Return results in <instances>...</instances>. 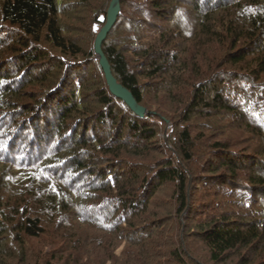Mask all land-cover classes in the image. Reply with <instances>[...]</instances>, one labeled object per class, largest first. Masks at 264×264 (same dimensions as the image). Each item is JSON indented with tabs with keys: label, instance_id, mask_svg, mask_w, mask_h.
I'll use <instances>...</instances> for the list:
<instances>
[{
	"label": "trees",
	"instance_id": "16d2710c",
	"mask_svg": "<svg viewBox=\"0 0 264 264\" xmlns=\"http://www.w3.org/2000/svg\"><path fill=\"white\" fill-rule=\"evenodd\" d=\"M111 1L0 0V264H264V0H121L102 50L145 116L94 51Z\"/></svg>",
	"mask_w": 264,
	"mask_h": 264
},
{
	"label": "rangeland",
	"instance_id": "374dc122",
	"mask_svg": "<svg viewBox=\"0 0 264 264\" xmlns=\"http://www.w3.org/2000/svg\"><path fill=\"white\" fill-rule=\"evenodd\" d=\"M81 8H83V5L81 4ZM82 13H83V10L80 12V11H76V12H74V14L73 15H70L71 14V12L69 13V16H64V18H63V22H69V26H71V24H72V29H74V30H76L77 28L78 29H82V27L80 28L79 26H80V23H81V21H82V19H83V16H82ZM70 17V18H69ZM72 19V20H71ZM104 19V17L103 16H100L99 17V20L100 21H102ZM93 29L95 30V31H97L98 30V25L97 24H93ZM110 33V32H109ZM109 33H108V35H109ZM107 35V36H108ZM107 38V37H106ZM106 40V39H105ZM90 77V76H89ZM156 107H155V109H158V110H162L163 108H162V106L161 105H155ZM163 111V110H162ZM213 113H215V112H213ZM227 120L228 122H232L233 121V119L232 118H228V117H223L221 114H218L216 117L214 116V117H212V119L210 120L211 121V123H213V125L214 124H216V123H218V122H220V121H222V120ZM218 126L219 125H216V129L215 130H217L218 132L219 131H221V130H219V129H221V127H219L218 128ZM168 130V129H167ZM165 135H166V132L164 133ZM229 136H230V134H229ZM238 136L241 138L242 136H245V134L244 133H238ZM221 138H224V137H221ZM246 142V141H245ZM162 145V144H161ZM124 158H128L129 160L131 159V161L130 162H132V160L134 161V159H132L127 153H125L124 154ZM147 163H150V165H152V164H154L153 162H148V161H146ZM252 164H253V161L251 162ZM168 185V184H167ZM166 185V186H167ZM165 186V188H163V189H161L160 190V192L157 194V197H156V203H155V205H153L154 207H151V208H153V209H156V210H158V213H159V215H165V213L164 212H166L165 211V209L167 210V208H168V206H170V205H167V206H159V204L161 203L160 201H162L164 198H169V196H170V189H169V186H167L166 187ZM197 187V186H196ZM198 187H200V186H198ZM201 188V190L202 189H204L203 190V196H201L200 198H202V203H200V205H199V207L200 208H197L198 210H196L195 212H201V211H203L204 213H209L210 211H211V209H212V207H214L215 206V208L216 207H218V205H219V202L222 204V205H228L227 204V201H225V200H222V201H218V199L220 198H215L214 199V201H213V199H211L209 196L210 195H208V196H206V194H204L205 193V186H202V187H200ZM189 189H190V187H189ZM250 188H248V190H249ZM210 194V193H209ZM201 195V194H200ZM199 195V196H200ZM199 204V203H198ZM211 204V205H210ZM165 205H166V203H165ZM221 206V205H220ZM219 206V207H220ZM157 207V208H156ZM166 207V208H165ZM225 207V206H224ZM230 207V206H229ZM233 208H235V206L233 207ZM237 209L239 208V207H236ZM218 209V208H217ZM168 210H171V207H170V209L168 208ZM206 211V212H205ZM241 211V210H240ZM149 218H151V217H149ZM161 217H159V218H156V219H153L154 221H160L159 219H160ZM169 217H163V219H161V220H165L166 222H165V227L163 228V229H167V232H168V229H172L171 227L172 226H174L176 223H172V221H167V219H168ZM172 224V225H171ZM171 226V227H170ZM81 231H84L85 229H87L86 227H78ZM174 229H175V227H173ZM176 228L178 229V232L180 231L181 232V229H180V226H176ZM176 229V230H177ZM175 230V231H176ZM95 237H96V239H98L100 236H99V233H97V234H95L94 235ZM168 237V236H167ZM47 242L48 241H45V244H46V246H45V248L47 249V251L50 249V246H48L47 245ZM59 242H61V241H59ZM115 247H117V246H115ZM126 246L125 245H121V246H118V251H117V254L115 253L114 255H113V252L112 251H110V250H108V247H107V249H105L104 251H101V248H102V246L101 247H97L96 249H95V251H94V254H93V257H95L94 258V261L93 262H89L90 264H110L109 263V258L111 259V264H134L133 262H131V261H125L124 259H125V257L126 258H128V256H124L123 254H121L122 253V249H124ZM129 247V246H128ZM193 248L196 250V252L198 253L199 252V255H197L198 256V259H199V261H204V258H205V262H206V257L204 256H202V254H206L205 253V251H206V248L204 247V245L201 243V242H199L197 239L195 240V239H193ZM130 251H132V248L130 247V248H128ZM100 250V251H99ZM241 255H245V252L243 251L242 253H241ZM240 255H236V256H234L232 259H230L229 260V263H227V264H237V262H239L238 260H239V257ZM203 257V258H202ZM261 257V256H260ZM208 259V258H207ZM208 262V261H207ZM206 262V263H207ZM208 264V263H207Z\"/></svg>",
	"mask_w": 264,
	"mask_h": 264
},
{
	"label": "water",
	"instance_id": "95a60500",
	"mask_svg": "<svg viewBox=\"0 0 264 264\" xmlns=\"http://www.w3.org/2000/svg\"><path fill=\"white\" fill-rule=\"evenodd\" d=\"M121 12V0H112L108 14L106 24L98 32L95 42H94V51L96 57L99 59L100 65L104 71L107 85L113 95L121 100L125 101L127 105L140 116H145L147 110L140 106L133 94L125 88L118 80L113 76L111 66L107 57L105 56L102 50V44L105 41L108 33L115 26L117 19Z\"/></svg>",
	"mask_w": 264,
	"mask_h": 264
},
{
	"label": "bare ground",
	"instance_id": "6f19581e",
	"mask_svg": "<svg viewBox=\"0 0 264 264\" xmlns=\"http://www.w3.org/2000/svg\"><path fill=\"white\" fill-rule=\"evenodd\" d=\"M83 67V66H82Z\"/></svg>",
	"mask_w": 264,
	"mask_h": 264
}]
</instances>
